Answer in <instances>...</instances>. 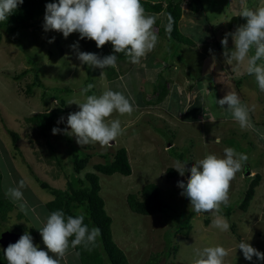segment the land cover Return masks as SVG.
I'll use <instances>...</instances> for the list:
<instances>
[{"label": "rangeland", "instance_id": "374dc122", "mask_svg": "<svg viewBox=\"0 0 264 264\" xmlns=\"http://www.w3.org/2000/svg\"><path fill=\"white\" fill-rule=\"evenodd\" d=\"M199 1L204 13L191 10L196 0L181 2L179 28L192 39L191 45L172 44L160 36L158 28L164 25V12L154 14L158 43L140 64L130 65L132 71L125 70L128 64L121 66L122 76L128 72L126 85L114 81L105 87L106 79L98 67L80 64L76 51L70 47L78 42V50L85 52L76 32L64 38L60 32L45 31L42 18L31 28L15 30L13 38L19 42L15 44L6 37L7 28L0 27V189L6 193L9 187H16L23 179L26 186L22 191L27 201V214L20 210L19 202L14 201L15 209L0 221V233L4 230L22 235L28 232L33 244L47 251L38 228L49 214L44 204L52 195L40 182L65 188L72 170V153L91 154L79 173L83 177L85 171H93L94 164L111 160L115 150L124 146L131 173H98V176L99 194L111 217L112 238L124 251L129 264H144L155 253L160 254L158 264H193L195 249L216 245L228 252L224 264H264V260L255 256L251 261L246 260L242 251L235 249L240 241H246L264 253V95L260 97L254 76L247 75L243 65L224 55L225 49L220 43L226 33L246 23L244 18L236 16L237 13L244 7L264 6V0ZM52 37L55 39L49 43ZM232 46L229 36L228 49ZM35 74L44 87L33 85L28 92L27 87L34 81ZM101 75L103 78L99 79ZM89 83L94 87L82 95L81 89ZM159 85L166 86L161 96L156 87ZM50 86L67 90L47 89L43 94V89ZM155 87L156 92L149 96ZM108 89L121 91L135 101L130 115L114 112L107 118L109 121L119 119L124 129L111 147L80 146L74 136L52 133L53 127L67 128L68 114L79 110L78 105L69 104L70 101L82 102L85 95L99 96ZM232 91L251 109V128L242 129L226 108L215 103V99ZM245 95L248 98L242 100ZM61 97L67 109L58 113L48 132H38L36 126L25 120L58 106ZM259 97L262 105H258ZM60 117L64 120L58 123ZM11 130L18 134L14 143ZM215 138H219L220 143H216ZM226 147L246 154L248 159L230 183L227 204L221 205V210L234 207L228 216L220 212L230 224L228 231H221L212 226V213L193 212L189 199L180 194L182 190L177 181L186 182L190 173L168 178L166 169L174 167L177 160L186 161V168H190L207 154L222 157ZM178 155L182 158H177ZM255 173L261 176L259 184L247 210L242 211L236 204ZM148 183L159 187L168 206L149 215L131 211L126 195L137 193ZM18 212H22L23 217L18 218ZM15 224L25 229L15 230ZM32 227L35 235L28 231ZM61 264H79L72 247Z\"/></svg>", "mask_w": 264, "mask_h": 264}, {"label": "clouds", "instance_id": "9594fccd", "mask_svg": "<svg viewBox=\"0 0 264 264\" xmlns=\"http://www.w3.org/2000/svg\"><path fill=\"white\" fill-rule=\"evenodd\" d=\"M24 0H0V22H6ZM236 16L245 19L246 23L236 27L234 32L226 33L220 43L225 49L224 55L244 66L249 76H254L260 91L264 92V6L257 8L244 7ZM165 30L172 31L173 18L167 17ZM157 16L148 14L141 4V0H58L45 5L43 28L45 31L54 30L67 38L71 33H79L81 39L87 38L95 42L97 48L111 43L113 53L99 56L96 53L78 50V42L70 45L76 51L81 65L98 67L101 70L117 66V54L123 53L132 64H140L147 54L154 50L158 43V34L154 31ZM232 38V48L228 49V37ZM55 37L49 39V43ZM89 83L81 89L86 94L92 90ZM79 110L67 116V128H52V133L64 132L74 136L80 146L99 144L107 149L111 147L124 129L119 119L108 120L114 112L125 115L135 109V101L121 91L105 90L99 96L85 95L84 100L70 101ZM215 103L226 108L239 126L251 128V109L243 104L235 91L227 92L222 98L215 99ZM226 105V107H225ZM187 110V109H186ZM64 117H60L62 122ZM220 143L219 138H215ZM247 155L238 153L232 147L224 148L223 156L207 154L186 168V161L177 160L174 169L179 175L190 174L185 181H177L182 190L181 195L190 201L191 210L196 213H212V226L221 231H228L230 224L220 215L221 205L227 204L228 191L231 181L237 172L241 171L247 162ZM25 181L21 179L16 187H9L5 195L13 201L19 202L18 207L27 214V201L23 189ZM85 213L72 216L63 210L49 213L39 232L47 251L38 249L33 244L31 235L25 232L15 243H10L3 250L7 264H61L69 247L94 246L101 235L99 227H89L84 223ZM239 248L246 260L253 256L264 260V253L252 247L246 241H240ZM196 259L193 264H224L227 250L221 246H207L195 249ZM52 253L53 255H49Z\"/></svg>", "mask_w": 264, "mask_h": 264}, {"label": "trees", "instance_id": "16d2710c", "mask_svg": "<svg viewBox=\"0 0 264 264\" xmlns=\"http://www.w3.org/2000/svg\"><path fill=\"white\" fill-rule=\"evenodd\" d=\"M55 1L56 0H24L23 4L18 6L16 11L8 17L6 22H0V27L7 28L8 30L6 31L8 33L6 36L8 40L18 44L19 42L13 38L15 30L18 28H31L36 21L44 18L45 5ZM182 1L183 0H164V2H166L164 5L162 0H141V4L145 8L146 13L158 14L164 12V25L158 28V34L160 36H163L172 44L191 45L193 44L192 39L183 34L179 28V20L182 16ZM191 10L193 12L204 13V9L199 0H196V3L191 6ZM169 15L173 18L172 31L170 34L165 30V26L168 23L167 17ZM77 35L85 52L96 53L101 57L114 54L110 42L106 43L101 48H97L94 41L87 38L81 39L79 33H77ZM117 57V66L115 68L107 67L103 70L99 68L107 81H113L122 76L123 67L121 66L129 63L123 53L117 54ZM141 69H144V67H141ZM125 70H129V68L126 67ZM124 74H128V72H124ZM159 75L160 74H158V77ZM33 85L42 86V88L44 87L40 82V79L37 77V74H35L32 84L27 87L28 92L31 91ZM156 87L160 91L158 96H161L162 92L166 89V86L159 85ZM156 87L152 92H149V96L153 92H156ZM58 88L59 87L57 86H50L43 89V94L47 89H53L54 91H63V89L65 91L67 90V88ZM64 102L65 99L61 97L58 106H55L48 111L35 113L34 115L27 117L25 120L36 126L38 132L46 133L52 128L58 113L67 109L64 106ZM10 134L12 135L13 143L16 142V140H18V134L12 130L10 131ZM167 147H169V145ZM50 150H52L51 147ZM167 150H169V148ZM71 157L72 170L68 175L69 179L65 188H55L45 181L40 182V185L49 190L52 195V199L44 204L46 212L51 213L55 210H63L65 216H75L83 211L85 213L84 223L88 224L90 228L92 226L100 228L101 235L97 238L94 246H89V248L77 246L73 248L79 264H129L124 251L112 238L111 217L105 211L104 201L99 194L100 184L98 176V173L105 175H111L113 173L129 175L131 173V167L126 148L124 146L117 148L113 153L111 160L104 163L94 164L93 171H85L83 177H80L79 173L82 172L83 168L88 163L91 154L87 152L82 154L72 153ZM177 158L181 159L182 156L178 155ZM177 175H179V173L173 167H168L166 169V176L168 178ZM1 177L2 175L0 174V180ZM260 178L261 176L259 173L253 175L252 180L249 182V185L244 190L240 200L237 202L236 208L241 209L242 211L247 210L249 202L254 195L255 187L259 184ZM125 199L127 206L131 211L143 215H149L154 211H163L164 208L168 206L161 197L159 187L154 183L145 184L137 193H128ZM13 209H15L14 201L6 196L0 189V221L5 220L7 214ZM233 210L234 207L230 206L221 210V213L228 216ZM17 217H23L22 212H18ZM14 227L15 230L19 231H22L24 228V226L20 224H15ZM28 231L35 235V229L33 227L29 228ZM3 250L4 249L0 246V264H7ZM159 255V253L152 254L144 264H158Z\"/></svg>", "mask_w": 264, "mask_h": 264}, {"label": "water", "instance_id": "95a60500", "mask_svg": "<svg viewBox=\"0 0 264 264\" xmlns=\"http://www.w3.org/2000/svg\"><path fill=\"white\" fill-rule=\"evenodd\" d=\"M232 22H235V18H233ZM21 233L15 232V231H8L4 230L0 233V246L5 249L8 244L15 243L19 237L21 236Z\"/></svg>", "mask_w": 264, "mask_h": 264}, {"label": "crops", "instance_id": "0c3cea01", "mask_svg": "<svg viewBox=\"0 0 264 264\" xmlns=\"http://www.w3.org/2000/svg\"><path fill=\"white\" fill-rule=\"evenodd\" d=\"M180 19H181V18H180ZM179 23H180V22H179ZM179 25H180V24H179ZM126 64H129V66H128V67H129V70L131 69V71H132V70H133V66H130L132 63L129 62V63H126ZM129 70H128V71H129ZM135 70H138V69H135ZM144 70H145V69H144ZM145 73H146V75H147L148 72L145 70ZM125 75H127V74H124L123 76H120L119 78H117V79H115V80H113V81H107V80H105V81H104V86L106 87V85H108V82H109V83H110V82L112 83V82H114V81H120V82H121V85H125V84H126V80L128 79V77L125 76ZM148 75H149V73H148ZM148 77H149V76H148ZM151 77H152V76H151ZM102 78H103V76L101 75V76L99 77V79H102ZM226 91H227V89H226ZM247 91H249V92H253V91L248 90V89H247ZM217 93H218V92H217ZM253 93H254V92H253ZM260 93H261V94H260V97L264 95V92L260 91ZM251 96H252V95L250 94V96H249L250 99H251ZM218 97H219V95H218ZM260 97L258 98V100H259L258 105H262V101H261ZM247 98H248V96L245 95V96L243 97L242 100H246ZM241 102H242L243 104H244V103H247V102H244V101H241ZM248 102H249V103H253L252 100H249ZM245 105H247V104H245ZM150 106H151V105H150Z\"/></svg>", "mask_w": 264, "mask_h": 264}]
</instances>
